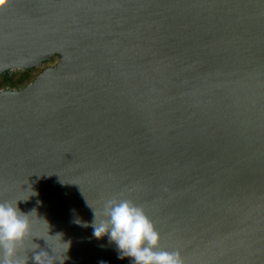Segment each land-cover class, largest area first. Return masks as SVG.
Segmentation results:
<instances>
[{"label":"water","instance_id":"water-1","mask_svg":"<svg viewBox=\"0 0 264 264\" xmlns=\"http://www.w3.org/2000/svg\"><path fill=\"white\" fill-rule=\"evenodd\" d=\"M57 54L0 91V201L34 209L27 264H129L92 235L108 199L184 264H264V0L0 2V75Z\"/></svg>","mask_w":264,"mask_h":264},{"label":"clouds","instance_id":"clouds-1","mask_svg":"<svg viewBox=\"0 0 264 264\" xmlns=\"http://www.w3.org/2000/svg\"><path fill=\"white\" fill-rule=\"evenodd\" d=\"M26 200L0 201V264H27L28 260L19 254V246L30 234V213L34 209L24 212L18 207V202ZM92 210L93 237L107 236L108 242L115 245L119 259L129 258V264H184L179 251L158 250L159 232L144 209L131 200H106L99 221ZM31 259L34 264H54L55 261L63 264L66 258L56 259L52 253L40 250L33 251Z\"/></svg>","mask_w":264,"mask_h":264},{"label":"trees","instance_id":"trees-1","mask_svg":"<svg viewBox=\"0 0 264 264\" xmlns=\"http://www.w3.org/2000/svg\"><path fill=\"white\" fill-rule=\"evenodd\" d=\"M60 59V55H55L52 59L42 62L40 65L31 69H11L0 75V91L22 90L31 84L35 78L48 66H54Z\"/></svg>","mask_w":264,"mask_h":264},{"label":"snow or ice","instance_id":"snow-or-ice-1","mask_svg":"<svg viewBox=\"0 0 264 264\" xmlns=\"http://www.w3.org/2000/svg\"><path fill=\"white\" fill-rule=\"evenodd\" d=\"M0 2H2V0H0Z\"/></svg>","mask_w":264,"mask_h":264}]
</instances>
